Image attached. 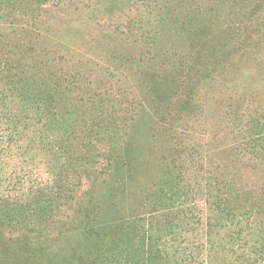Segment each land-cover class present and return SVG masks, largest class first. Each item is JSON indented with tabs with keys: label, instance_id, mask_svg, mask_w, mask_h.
<instances>
[{
	"label": "rangeland",
	"instance_id": "obj_1",
	"mask_svg": "<svg viewBox=\"0 0 264 264\" xmlns=\"http://www.w3.org/2000/svg\"><path fill=\"white\" fill-rule=\"evenodd\" d=\"M257 1L47 0L35 18L20 22L37 47L63 58L71 70L88 72L90 86L105 83L130 101L122 104L118 99V130L103 133L96 143L112 158L103 159L93 178V220L76 228L59 226L39 251L28 246L17 231L0 229V264L114 261L107 257L103 263L100 258L118 252L126 221L138 213L144 194L164 170L180 166L190 181L185 184L199 194L190 205L192 223L180 232L177 258L182 264H201L206 244L201 198L205 175H221L243 191L264 190V157L240 150L238 141L244 134L234 131V126L244 127L249 119L264 120V7L257 10ZM157 3L167 7L163 18ZM201 18L209 19L210 25L197 26L199 44L180 48L178 33L189 27L195 31ZM131 19L141 22L133 32L124 28ZM156 32L157 40L151 43L148 38ZM202 37L215 42L206 49L212 51L206 54L210 57L204 55ZM227 50L234 53L208 78L198 81L200 73L212 66L213 57ZM163 52L188 56L192 68L176 74L174 92L155 100L150 79L155 56ZM194 85L196 108L186 113L181 102ZM38 130L32 126L13 132L0 124V197H27L47 178Z\"/></svg>",
	"mask_w": 264,
	"mask_h": 264
},
{
	"label": "trees",
	"instance_id": "obj_2",
	"mask_svg": "<svg viewBox=\"0 0 264 264\" xmlns=\"http://www.w3.org/2000/svg\"><path fill=\"white\" fill-rule=\"evenodd\" d=\"M46 1L0 0V124L13 132L38 127L37 139L47 173L45 181L31 189L27 197H0V229L17 231L37 251L45 249L59 226L76 228L93 220V178L103 166V159L112 158L96 143L103 133L117 132L118 99L122 104L130 101L126 94L105 83L93 88L88 72L69 69L63 58L37 47L28 37V30L20 22L35 18ZM155 7L163 18L167 7L162 3ZM261 7L264 0L256 3L257 10ZM139 22L131 19L124 28L133 32ZM195 24V31L189 27L178 33L180 48L186 43L196 47L201 35L197 26L205 28L210 20L201 18ZM158 35L156 32L148 40L156 42ZM202 38L206 56L212 52L206 49L215 42ZM177 53L155 56L150 79L155 100H163L174 92L176 74L192 68L188 56ZM233 53L227 50L213 57L212 66L201 72L197 80L208 78ZM195 88L194 85L181 102L186 113L196 108ZM247 123L244 127L234 126L237 135L244 134L238 147L254 157H264V120L252 118ZM196 166L198 172L199 165ZM182 170L180 166L163 171L141 199L138 213L126 221L125 239L118 252L100 261L111 257L114 261L108 264H182L177 258L180 232L192 223L190 205L199 194L185 184L190 181ZM208 174L201 190L206 232L201 264H264V190L243 191L221 175Z\"/></svg>",
	"mask_w": 264,
	"mask_h": 264
}]
</instances>
